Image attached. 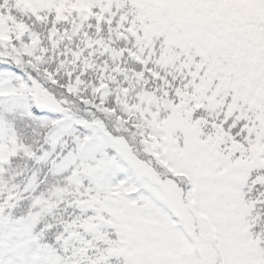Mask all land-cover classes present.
I'll return each mask as SVG.
<instances>
[{
  "label": "snow or ice",
  "instance_id": "snow-or-ice-1",
  "mask_svg": "<svg viewBox=\"0 0 264 264\" xmlns=\"http://www.w3.org/2000/svg\"><path fill=\"white\" fill-rule=\"evenodd\" d=\"M0 264H264V0H0Z\"/></svg>",
  "mask_w": 264,
  "mask_h": 264
}]
</instances>
